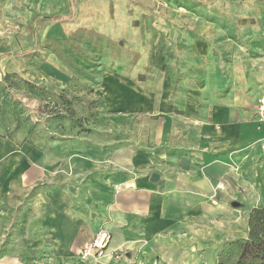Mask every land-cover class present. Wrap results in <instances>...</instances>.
<instances>
[{
    "label": "crops",
    "instance_id": "obj_1",
    "mask_svg": "<svg viewBox=\"0 0 264 264\" xmlns=\"http://www.w3.org/2000/svg\"><path fill=\"white\" fill-rule=\"evenodd\" d=\"M155 67L160 91L113 88L112 143L59 142L46 153L0 137V206L37 189L19 236L37 252L51 242V264H217L246 235L249 211L264 207L261 106L231 94L220 102L215 87L174 92L164 57ZM100 230L112 237L104 257L83 260Z\"/></svg>",
    "mask_w": 264,
    "mask_h": 264
},
{
    "label": "rangeland",
    "instance_id": "obj_2",
    "mask_svg": "<svg viewBox=\"0 0 264 264\" xmlns=\"http://www.w3.org/2000/svg\"><path fill=\"white\" fill-rule=\"evenodd\" d=\"M161 56L174 92L215 87L220 102L250 96L264 111V0H0V135L46 153L112 143L113 88L160 91ZM36 192L0 206V264L54 260L51 242L37 252L19 236Z\"/></svg>",
    "mask_w": 264,
    "mask_h": 264
},
{
    "label": "trees",
    "instance_id": "obj_3",
    "mask_svg": "<svg viewBox=\"0 0 264 264\" xmlns=\"http://www.w3.org/2000/svg\"><path fill=\"white\" fill-rule=\"evenodd\" d=\"M0 73L2 72L0 71ZM10 75L11 73L3 75L2 82L3 80H10ZM25 83L36 92L43 90V87L37 86L34 83ZM93 102L91 101L90 106H93ZM0 137L19 146L29 144L36 148L29 141L18 143L3 135H0ZM247 231V238L237 239L224 245L218 256L217 264H264V207L255 208L250 211Z\"/></svg>",
    "mask_w": 264,
    "mask_h": 264
},
{
    "label": "built area",
    "instance_id": "obj_4",
    "mask_svg": "<svg viewBox=\"0 0 264 264\" xmlns=\"http://www.w3.org/2000/svg\"><path fill=\"white\" fill-rule=\"evenodd\" d=\"M111 240L112 237L107 231L100 230L92 241L84 245L80 253L81 258L83 260H91L104 257Z\"/></svg>",
    "mask_w": 264,
    "mask_h": 264
},
{
    "label": "water",
    "instance_id": "obj_5",
    "mask_svg": "<svg viewBox=\"0 0 264 264\" xmlns=\"http://www.w3.org/2000/svg\"><path fill=\"white\" fill-rule=\"evenodd\" d=\"M160 179L159 175L158 174H154L153 177H152V181L153 182H156ZM236 207L240 206L238 203L234 204Z\"/></svg>",
    "mask_w": 264,
    "mask_h": 264
},
{
    "label": "bare ground",
    "instance_id": "obj_6",
    "mask_svg": "<svg viewBox=\"0 0 264 264\" xmlns=\"http://www.w3.org/2000/svg\"><path fill=\"white\" fill-rule=\"evenodd\" d=\"M58 26V25H57ZM103 94V93H102ZM107 94H108V92H107ZM79 261V260H78Z\"/></svg>",
    "mask_w": 264,
    "mask_h": 264
}]
</instances>
